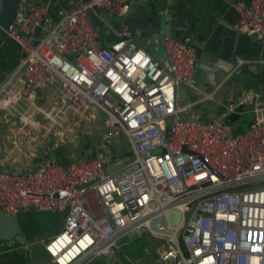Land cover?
Listing matches in <instances>:
<instances>
[{"label":"built area","instance_id":"obj_1","mask_svg":"<svg viewBox=\"0 0 264 264\" xmlns=\"http://www.w3.org/2000/svg\"><path fill=\"white\" fill-rule=\"evenodd\" d=\"M130 5L76 0L58 9L52 24L49 1H18L4 30L19 56L0 78V114L15 150L25 146L34 159L32 145L43 146L46 134L53 138L91 110L103 111L114 130L91 157L63 164L49 155L34 167H0V210L60 213L59 229L41 239L51 264L112 256L120 239L137 230L166 236L155 246L162 264H264V96L249 88L233 100L229 110L249 106L253 116L241 133L220 117L188 113L213 99L218 86H195L189 35L164 34L166 56L157 58L136 43L127 23L116 30L112 17L123 19ZM235 8L238 31L264 36V0ZM113 32L118 38L104 43ZM262 61L237 55L230 73ZM182 84L201 96L180 104ZM126 157L132 159L106 171ZM171 209L180 213L174 224L165 215ZM159 216L163 230L152 226ZM127 263L148 264L129 256Z\"/></svg>","mask_w":264,"mask_h":264},{"label":"crops","instance_id":"obj_2","mask_svg":"<svg viewBox=\"0 0 264 264\" xmlns=\"http://www.w3.org/2000/svg\"><path fill=\"white\" fill-rule=\"evenodd\" d=\"M47 1H49L50 3L49 16L52 20V24L59 17L58 9L68 8L76 2V0ZM249 2L250 0H130L131 7L126 15L132 17L136 21L137 26H131L127 22L126 23L132 29L136 43L144 46L155 57L162 58L163 56L160 52V49L154 41V35H156L157 33L153 29H150L148 25L150 21L157 23V21H155L156 16L160 17V15L163 14L165 16L169 15L170 19L164 20L165 25L166 23H171L172 34L175 37L182 36L183 38L186 35H189L191 37L198 64L200 63V65L202 66H208V64H210L209 61L205 58L201 59V55H208L207 52L211 54H219V52L222 51V47L225 42H228L229 45H225L224 47L226 48V52H228V55H231L233 57V59L231 60L232 67L230 71H232L233 69L235 58L237 55L263 60L261 63L252 62L239 66L243 68V71L251 70L252 77H255L257 79V72L252 73V69H248V65H264V36L257 37L256 35H249L243 32L245 35L241 36L240 39L234 37L231 41L225 40L226 37L230 36V29L235 28V23L238 20V12L235 8V4H249ZM112 22L115 24V21L112 20ZM227 22H230L231 24H228ZM136 29H140V31H137ZM109 40H112L111 33L103 38L104 43H107ZM259 40H262L263 42H259ZM237 44L240 45L243 51H241V53L233 54L234 47H236ZM18 56L19 47L17 43L9 37H5L0 43V78L4 77L5 74L16 64ZM197 69L198 70L196 71L200 72L201 70L202 72L203 88L210 90L218 86L216 91L218 89V92L221 91L216 101L217 111L213 116H211L212 118L203 114V112H199L201 116L206 120L214 119L217 117H220L222 119L225 118L224 120L232 125L233 131L235 133L243 132L252 124L253 116L249 106H240L236 110L237 112L229 110V107L232 105L233 100L241 93V91L245 89H239V93L237 95H234L233 87L235 85L233 83V80L235 81V75L233 74L235 72L230 73V71L225 72L219 69L216 73V75L219 74V77L215 75L212 79V73L207 72V70H205L204 68H200L199 65L197 66ZM260 74L263 75L264 72ZM227 75L231 76L228 80L225 81L223 85V78H225ZM254 82H256V80H254ZM185 87L187 89H191L188 86ZM262 89H264V85ZM196 92L197 91H195V93ZM260 93L262 94V96H264L263 90L260 91ZM204 106L206 107L205 101L197 105L196 108H203L202 110L205 111ZM246 113H248V116L246 115ZM232 120L237 121L236 127L231 123ZM2 121L3 120L0 118V122ZM243 123H246L247 126L242 127ZM1 129L5 130L4 133L0 132V148L4 146V150L6 146L5 144L2 146V141H5L3 138L7 135L8 140H10L9 134H11L12 130L10 129V125L8 124L6 125V127L0 124V130ZM22 154L27 157L26 152H24L22 149V151H18L16 154L6 158L5 156H3V152L0 151V167L12 168L11 166L9 167V165H11L12 163H18L19 160L21 162L23 158ZM22 236H24V234L20 233L19 236L14 238H0V264H25L26 255L30 253L29 248L31 241L28 240L27 237H25V239H23L22 241ZM136 237L137 236L127 235L123 239H121L120 242L122 251L109 257L108 261L112 264H118V259H121L120 257H123L124 259V254L126 252L128 254H131L129 253L130 249L126 250L125 246L129 244L130 246H132L134 238ZM25 241L30 244L26 246ZM156 244L157 242L155 243L154 248L150 251L151 255L149 259H151V262H147L145 260L142 261L148 264H162L155 252ZM41 250L42 249H35L34 253L40 255ZM132 255L138 257L136 251L133 252ZM43 264L51 263L50 260H47Z\"/></svg>","mask_w":264,"mask_h":264},{"label":"rangeland","instance_id":"obj_3","mask_svg":"<svg viewBox=\"0 0 264 264\" xmlns=\"http://www.w3.org/2000/svg\"><path fill=\"white\" fill-rule=\"evenodd\" d=\"M103 38H105V36H103ZM198 70V69H197ZM217 77H219V74L216 75ZM255 77L251 76V80L246 81L244 88L245 89H256V90H260L263 88V84L260 85L259 82H254ZM194 84L195 86L200 89L201 91L207 90L206 88H203V79H202V72L200 70L196 71V75L194 77ZM261 87V88H260ZM243 88V89H244ZM244 89V90H245ZM219 90V89H218ZM218 90L215 92L214 94V98L213 99H209L206 101V107L205 111L201 109H197V106H193L191 107L187 112L191 113V112H203V114L207 115L208 117L212 118L211 116L214 115V113H216V109H217V98L220 95L221 91L218 92ZM195 89L191 88V89H187L183 84L181 85V92H182V97L179 99V103L180 104H185L189 101H193L196 98H198L199 96H201V92H196L195 93ZM92 115H90L89 113H87L85 116L81 117L80 119H77V121L74 122H68L67 125L64 127L63 132L57 133H51L53 138L50 137V134H46L45 138L40 140V143L43 144V146L36 144V145H32L34 147V149L36 150L35 153V158L38 157L39 159H43L49 156V154H46L47 151L51 152L52 148L55 147L54 146V141L55 143H57L56 146L58 147V151L64 155V153L67 155L70 153L71 157H79L78 155V151L86 154L88 150L91 151V147L86 148L82 147V143H81V134H85L88 133V135H91L92 141L98 142L102 140V132L105 129V124H102V122L104 123V117L106 116L105 113L103 111H101L100 109H96L95 113H93V111L91 110ZM246 115L248 116V113H246ZM0 118L3 120L2 122H0V124H2L4 127H6V125H9V121H4V116L0 114ZM232 124H234V126H237V121L232 120L231 121ZM247 124L243 123L242 127H246ZM109 129L114 130L113 127H108ZM4 129H1L0 132L4 133ZM101 132V133H100ZM10 134H9V139H10ZM5 141H2V146L5 144V148L3 150V147L0 148V151L3 152V156H5L6 158H8L11 155L16 154V150L14 148L13 143L11 142V139L8 140L7 135L4 136L3 138ZM51 141V146H48V144ZM51 147V149H49ZM24 152H26L27 150L25 149V147L22 148ZM69 153H68V151ZM43 151V153L41 154V152ZM22 161L18 163H12L11 165H9V167L11 166L12 168H17V167H28V166H33L35 165V158L34 159H30V157H25L24 154H22ZM17 215V219L18 222L21 226V230L19 233L24 234L25 237L28 238V240L31 241L30 244V253L26 255V262L25 264H43L45 261H49L51 262V258L50 256L44 252L43 250V246L41 243V239L47 237L51 232L53 233V231L55 232V230L59 229L60 224L62 223V216L60 215V213L58 212H52V211H45V210H35L34 208H32L31 210L25 211V210H20L18 212H16ZM56 230V231H57ZM166 236L165 235H161V234H153L151 232H149L148 230H143L141 232V235L137 236L136 238H134V242L132 244V246L126 245L125 249L129 250V253H133V252H137L138 257L141 260H145L147 262H151V259H149L150 255H151V249L154 248V245L156 242H158L159 240L163 241L165 240ZM35 249L41 250V254L38 255L35 252ZM32 250V251H31ZM43 256V258H42ZM121 259H118V264H125V260L123 259V257H120Z\"/></svg>","mask_w":264,"mask_h":264},{"label":"water","instance_id":"obj_4","mask_svg":"<svg viewBox=\"0 0 264 264\" xmlns=\"http://www.w3.org/2000/svg\"><path fill=\"white\" fill-rule=\"evenodd\" d=\"M18 1L19 0H1V3H0V43L6 37L4 28L8 25L10 20L14 17ZM90 15L92 18V22L94 24H101V21L96 17V15L93 12H91ZM112 19L113 21H115V24L113 23V25L115 26L116 30L119 29L121 21L125 23L127 22L131 26H137L136 21L132 17L127 16V15L124 16L123 19L121 16H114L112 17ZM155 19L157 23L150 21L148 27H150V29H153L157 33L156 35H154V41L158 45L162 56L165 57L166 52H165V47L162 42L163 35L164 34L173 35V34L171 30V23H166L165 25L164 20L166 19L169 20L170 16L169 15L165 16L163 14V15H160V17L156 16ZM227 23L231 24L230 22H227ZM136 30L140 31V29H136ZM230 30H231L230 36L226 37L225 39L226 41H231L234 37H237L238 39H240L241 36L245 35L243 32L238 31L235 28H231ZM111 38L117 39L118 37L113 32L111 33ZM177 38H182V36L181 37L178 36ZM259 42H263V41L259 40ZM225 45H229V43L225 42V44L222 47V51H220L219 54H211L207 52L208 55H205V56L204 54L201 55V59L205 58L209 61L210 64H208V66H202L200 65V63L198 64V60L196 59V65L197 66L199 65L200 68H204L205 70H207V72L212 73L211 75L212 79L214 78V76L216 75L219 69L225 72H228L231 70V67H232L231 60L233 59V57L231 55H228V52H226V48L224 47ZM241 51H243V49L240 47V45L237 44V46L234 47L233 54L241 53ZM248 69H252V73H256V72L262 73L264 72V65H257V64H253V66L248 65ZM234 72H233L234 73L233 75H235V81L233 80V83L235 86L233 87V93L234 95H237L239 93L238 92L239 89L244 88L245 82L251 80L252 74H251V70L243 71L242 67H237ZM231 75H227L225 78H223L224 79L223 85L225 81L229 79ZM131 159L132 157H126V158H122L120 160L114 161L113 163H110L107 166L106 171H112L124 165L125 163L129 162ZM165 215L168 218V220L174 224L179 219L180 213L177 210L171 209L167 211ZM152 226L156 229L163 230L165 228L164 218L162 216L156 217L152 221ZM20 230H21V226L18 222L16 213L5 214L0 210V238L10 239L16 236L20 232ZM127 235L139 236L141 235V231H138V230L131 231L125 234L121 239H123Z\"/></svg>","mask_w":264,"mask_h":264},{"label":"trees","instance_id":"obj_5","mask_svg":"<svg viewBox=\"0 0 264 264\" xmlns=\"http://www.w3.org/2000/svg\"><path fill=\"white\" fill-rule=\"evenodd\" d=\"M257 74V76H258V78L256 79L255 78V80H256V82H260V85L261 84H263L264 83V74L262 75V74H260V73H256ZM264 85V84H263ZM261 88V87H260ZM254 90H256V89H254ZM264 91V89H260L259 91L258 90H256V91H258V92H260V91ZM197 106V105H196ZM231 114H233V113H231ZM228 116H230V115H228ZM227 118V117H226ZM225 119V118H224ZM102 124H104L103 122H102ZM107 130H108V128H107V126L105 125V129L103 130V132H102V140L101 141H98V142H95V141H92V138H91V135L89 134L88 135V133H85V134H81L80 136H81V143H82V147H85V149L86 148H89V147H91V151L90 150H88L87 151V153L86 154H83V153H81V152H79L78 151V155H79V157H91L92 155H94L95 153H96V151H97V149H99V146L101 147V143L103 142V140H104V133H106L107 132ZM101 133V132H100ZM122 133V132H121ZM51 141H52V139L50 140V143L49 144H51ZM51 147H52V145H50ZM55 147H53L52 148V150H51V152H49V151H47V154H49V155H52L53 157H55L56 158V160H58L59 162H61V163H63V164H66L67 162H69V160L72 158L71 156H70V153H69V151H68V149H67V151H68V153L69 154H65L64 153V155H62L59 151H58V147L59 146H56V145H54ZM51 147L49 148V149H51ZM43 153V151L41 152V154ZM77 157V156H76ZM35 160H36V162H35V165H33V167L34 166H36V164L41 160V159H39L38 157H36L35 158ZM38 161V162H37ZM29 212V211H28ZM61 225V224H60ZM57 230V229H56ZM55 230V231H56ZM54 232V231H53ZM52 233V232H51ZM43 250H44V248H43ZM120 251H122L121 250V248H120ZM120 251H118V252H120ZM44 252H45V250H44ZM118 252H116V253H118ZM115 253V254H116ZM114 254V255H115ZM113 256V255H112ZM127 256H129V257H132V258H134V259H136V260H139V261H142L139 257H136V256H134V255H132V254H128L127 252L124 254V260H125V264H128L127 263ZM109 257H111V256H109ZM109 257H105V256H97L96 258H94L93 260H92V262H90V264H112V263H110L109 261H108V258ZM144 262V261H143Z\"/></svg>","mask_w":264,"mask_h":264}]
</instances>
